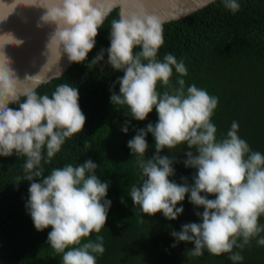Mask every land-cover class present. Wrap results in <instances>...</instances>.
<instances>
[{
	"label": "clouds",
	"instance_id": "1",
	"mask_svg": "<svg viewBox=\"0 0 264 264\" xmlns=\"http://www.w3.org/2000/svg\"><path fill=\"white\" fill-rule=\"evenodd\" d=\"M128 2L135 7L121 10L111 21L110 46L101 49L90 64L103 61L106 51L107 64L123 72L111 86L112 105L127 106L126 115L138 121L145 120L153 109L158 115L155 124L137 129L127 142L141 175L139 186L130 188L133 206L143 215L159 212L175 220L184 211L178 203L190 193L189 202L203 207L195 213L200 222L173 230L176 243L172 246L181 241L192 243L194 247L187 250L192 257L202 256L206 250L212 255L228 254L232 264H239L244 257L234 249L242 250L253 239L264 246V224L259 222L264 216V153L252 150L238 135L237 121L217 139L211 118L218 97L195 84L185 86L183 60L171 53L162 60L157 58L164 44L161 17L144 6L146 0ZM222 2L233 14L240 10L238 0ZM37 7L46 9L37 26L55 25L47 50L55 47L59 59L66 54L69 62L85 61L108 15L102 0H39ZM22 43L11 34L0 35V156L15 153L27 158L25 175L18 176L16 184L31 182L26 208L37 231L51 227L47 243L56 254H62V264H97V256L105 251L103 237L97 235L83 243L82 239L100 233L106 224L112 203L106 199L109 183L95 174L98 165L91 159L77 166L69 163L52 168L47 175L42 165L52 161L66 139L84 129L86 116L79 105V90L68 83L59 84L51 96L40 95L32 87L21 90L22 81L4 49ZM173 69L181 77L176 85L170 79ZM36 76H26L24 81ZM116 84L118 93L113 90ZM158 84L164 87L162 93ZM128 123L121 129L125 133ZM149 133L154 137L155 153L146 158ZM184 144L189 150L183 164L196 170L192 184L186 177L181 178L184 183L169 179L175 175L176 157L161 155L165 148L172 151Z\"/></svg>",
	"mask_w": 264,
	"mask_h": 264
},
{
	"label": "trees",
	"instance_id": "2",
	"mask_svg": "<svg viewBox=\"0 0 264 264\" xmlns=\"http://www.w3.org/2000/svg\"><path fill=\"white\" fill-rule=\"evenodd\" d=\"M240 10L232 13L222 0L183 18L163 23L164 44L157 58L167 53L183 60L187 75L182 77L185 86L195 84L210 95L218 97L212 122L217 128V139L226 135L233 121L239 124L238 135L247 141L254 151L264 153V0H238ZM119 10H112L98 30L96 44L85 61L71 62L58 77L39 85L38 94L51 96L56 87L68 83L79 90V105L86 116L84 129L66 139L61 151L48 164H43L44 174L52 168L66 164L77 166L91 159L98 165L95 174L102 182H108L106 199L111 200L108 218L100 233H91L87 240L103 237L105 251L97 256V264H232L228 254L212 255L206 250L202 256L188 255L192 243L179 242L175 247L173 230L181 225L200 222L195 213L202 212L185 200L178 203L184 211L175 220L166 219L162 213L143 215L138 206H133L129 196L131 185L139 186L141 175L127 142L136 135V130L158 120L155 109L143 121L130 115L127 106H113L110 102L111 86L122 71H115L104 60L96 65L90 62L110 46L111 21L117 19ZM136 51H139L137 48ZM179 74L173 69L171 83L176 85ZM119 92V84L115 89ZM161 93L164 87L160 84ZM9 107L18 108V104ZM128 123V132L121 129ZM149 147L146 158L155 153L154 137H146ZM186 144L172 151L162 150L161 155H175V175L169 177L184 183L182 177L192 184L193 168H186L183 160L188 151ZM195 153V149H191ZM25 156H0V264H62V254H56L47 243L51 227L37 231L26 208L30 181L16 184L17 177L25 175ZM201 195H205L201 193ZM121 197L124 203L121 202ZM210 199L215 198L209 195ZM259 222L264 224V216ZM264 235V233H261ZM241 251L244 257L239 264H264V246L253 239Z\"/></svg>",
	"mask_w": 264,
	"mask_h": 264
},
{
	"label": "water",
	"instance_id": "3",
	"mask_svg": "<svg viewBox=\"0 0 264 264\" xmlns=\"http://www.w3.org/2000/svg\"><path fill=\"white\" fill-rule=\"evenodd\" d=\"M38 3L39 0H0V35L11 34L23 41L20 45H7L4 49L12 60L11 67L22 81L21 90L24 87L36 89L52 78L61 76L71 64L66 54H62L59 59L60 54L55 47L47 50L49 35L55 25L37 26L46 11L37 7ZM102 4L108 14L116 8L120 13L121 10L135 7L128 0H102ZM208 4V0H146L144 6L166 23L188 16ZM26 76L36 77L24 81Z\"/></svg>",
	"mask_w": 264,
	"mask_h": 264
}]
</instances>
